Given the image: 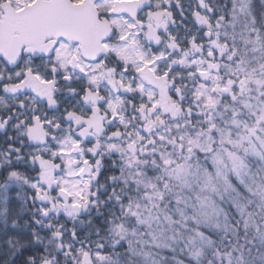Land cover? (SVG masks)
Here are the masks:
<instances>
[{
  "label": "snow or ice",
  "instance_id": "obj_1",
  "mask_svg": "<svg viewBox=\"0 0 264 264\" xmlns=\"http://www.w3.org/2000/svg\"><path fill=\"white\" fill-rule=\"evenodd\" d=\"M254 3L0 0L3 264H136L128 225L140 206L122 194L120 162L140 184L131 170L158 142L190 154L211 152L217 136L245 152L256 153L253 137L264 147ZM228 155L239 176L244 161Z\"/></svg>",
  "mask_w": 264,
  "mask_h": 264
},
{
  "label": "trees",
  "instance_id": "obj_2",
  "mask_svg": "<svg viewBox=\"0 0 264 264\" xmlns=\"http://www.w3.org/2000/svg\"><path fill=\"white\" fill-rule=\"evenodd\" d=\"M254 10L256 12V22L264 26V19L261 18V0H255ZM241 22L243 23V18ZM248 23H252L251 16L248 17ZM231 138L237 140L238 134L233 132ZM217 139H220V137H216L211 154L199 150H194V154L187 151L181 153L172 145H161L158 142L155 154L149 150L144 154L147 156V160L131 170L133 176L137 171L142 173L140 177H136L142 180L140 184H136L134 180H128L126 165L120 162L119 167L125 168L122 180L124 191L122 194L130 196L132 202L140 206L136 209L138 218H131L128 225L129 239L140 250V255L134 257L136 264H145V260L147 264H153V261L157 264H175L176 260L181 261V264H194L187 255L188 252L192 251L193 243L205 251L206 257L212 259V264H221L222 259L223 264H234L236 261L244 262L248 260H251L252 264H260V261L255 257L264 252V246L259 248L256 244L253 247L250 238L253 237V240H255V236L261 229L259 224L260 219H262L261 215L254 217L256 229L252 227L245 228L244 223L240 221V217L235 214L234 209L228 202L229 199L223 198L222 193L220 191L216 192L213 188L217 187L219 190L221 186H213L211 183L213 181V172L211 171L214 166L211 165V160L209 162L208 158H213L218 152L220 157L224 159L221 162L222 166L226 167L230 162L226 153H232V149H234V146L228 143H226V148L221 147L216 142ZM245 147H248V145ZM164 153H167L169 159L174 162L165 164L160 158L161 154ZM185 157H188V159H185ZM116 159L119 160V157H116ZM242 160L246 162V159L242 158ZM105 163L110 169V159H106ZM259 164V161L248 162V166L251 165L252 170H256V165ZM178 165L183 166L179 178L173 171ZM105 174L109 175L110 172H105ZM117 175H121V173L118 171ZM124 181H127V183ZM224 181L225 183H222L223 189H226L227 181L233 190L229 188L231 195L235 194L234 190L242 191L240 185L230 175L228 177L226 175ZM193 183L204 188L208 193L206 198L197 200L190 194L189 186ZM129 184L132 185L130 189ZM209 187L211 188L210 191ZM117 191L121 190L118 189ZM243 194L247 196L245 192ZM209 202L220 212V219L226 222L224 225L218 226L219 218H216L218 220L213 219V222L210 219L206 220L202 211L206 209V204ZM203 204H205V207ZM252 207L255 206L252 205ZM252 207H249L247 212L256 211L260 213L259 210ZM254 231H257V233ZM201 237H203V240H201ZM208 241L212 242L211 250L207 248ZM263 242L264 236L260 243L263 244ZM20 243L23 244L24 241L21 240ZM256 248L258 249L256 250ZM217 250L221 253H227L231 258L230 262L229 259L223 256L217 258L212 255V252L217 253ZM21 251H24V249L22 248ZM145 252L148 253L147 257L143 255ZM3 260L4 257H0V264H3ZM203 264H207L206 259Z\"/></svg>",
  "mask_w": 264,
  "mask_h": 264
},
{
  "label": "rangeland",
  "instance_id": "obj_3",
  "mask_svg": "<svg viewBox=\"0 0 264 264\" xmlns=\"http://www.w3.org/2000/svg\"><path fill=\"white\" fill-rule=\"evenodd\" d=\"M262 136H264V133H261ZM221 145V147L226 148V143H221V139H217L216 141ZM253 142L255 143L256 146V153H260V155H257L256 153L252 152L249 150L248 152L244 151L245 146L248 145L247 143L243 144L241 147H235L232 149V153L236 156H239L240 158L246 159V162H244L245 167L240 170V175L238 176L237 173L233 170V161L229 158V153L227 152L226 154L228 155V159L230 160L229 164L226 165V167L222 166V163L224 159L221 157L219 161L214 160L212 157L208 158V161L210 162L211 160V165L214 166L212 167L213 172V181H211L212 185L216 186H221V188L213 187L216 192L220 191L223 195V198L229 199V203L234 209L235 214H237L240 217V221L244 223L245 228H254L256 229V223L254 222V217H257L259 214L261 215L260 219L261 221L259 222L261 229L259 233L255 236V240H253V237L250 238V242L253 243L254 245L257 244V247L262 248L264 246L263 244L260 243L263 236L262 233H264V147L261 146V143L259 140H257L255 137H253ZM249 147V145H248ZM228 149V148H227ZM231 150V149H230ZM210 153V152H209ZM211 154V153H210ZM250 161H259L260 164L256 165L257 169L252 170L251 165L248 166V162ZM226 175H230L232 178H234L237 183L240 185L242 188V191H235L234 195L230 194V187L231 185L228 184L226 181V189H223V182L224 178H226ZM230 185V186H229ZM229 186V187H228ZM230 188V189H229ZM232 190V189H231ZM233 191V190H232ZM245 192L247 194L244 195L243 193ZM212 203L206 204V209L202 211V213L205 215L206 220L210 219L213 222V219L218 220L216 218H219L218 221V226L224 225L226 222L225 220H221L220 217V212L213 206L211 205ZM254 205L255 207H252ZM205 207V204H203ZM249 207L254 208L255 210H259L260 213L255 212H247V209ZM208 208V209H207ZM209 214V217H208ZM228 219V217L226 216ZM257 233V231H254ZM255 243V244H254ZM262 244V246H260ZM258 248H256L257 250ZM243 258V256H242ZM241 258V259H242Z\"/></svg>",
  "mask_w": 264,
  "mask_h": 264
},
{
  "label": "clouds",
  "instance_id": "obj_4",
  "mask_svg": "<svg viewBox=\"0 0 264 264\" xmlns=\"http://www.w3.org/2000/svg\"><path fill=\"white\" fill-rule=\"evenodd\" d=\"M107 177H108L107 174H102L98 178V183L101 185L102 191L110 183V181L108 180ZM210 190H211V188L209 187V191ZM189 192L197 200H200L201 198H206L208 195V193L204 190V188H202L200 185L195 184V183H193L189 186ZM262 235H264V233H262ZM207 248L209 250L212 249V242L211 241H208ZM187 255L191 258V261L194 262V264H203L205 259L207 260V264H212V259L210 257H206L205 251L202 249L198 255L193 256L191 251L188 252ZM212 255H214L218 258L217 253H215L214 251L212 252ZM255 259L259 260L260 264H264V252H261L258 257H255ZM175 264H181V261L176 260ZM234 264H252V261L251 260L244 261V262L236 261V262H234Z\"/></svg>",
  "mask_w": 264,
  "mask_h": 264
}]
</instances>
